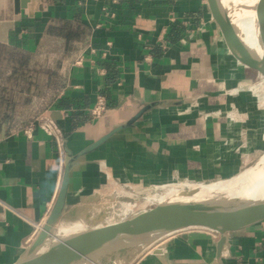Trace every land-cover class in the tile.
<instances>
[{
	"label": "crops",
	"instance_id": "1",
	"mask_svg": "<svg viewBox=\"0 0 264 264\" xmlns=\"http://www.w3.org/2000/svg\"><path fill=\"white\" fill-rule=\"evenodd\" d=\"M221 1L237 35L261 56L246 0ZM24 17L41 28L30 42L18 38L27 49L48 36V25L69 20L86 26L74 50L83 53V62L65 69L62 94L42 109L59 124L73 154L149 106L79 158L66 207L111 181L161 168L202 181L230 177L263 145L256 138L259 119L241 120L246 110L238 104L251 70L229 52L206 0H41L34 16L23 11ZM14 30L7 45L14 44ZM98 95L107 107L92 118L89 108ZM248 138L252 151L243 154L241 142ZM67 159L41 128L28 137L0 125V264H12L27 249L56 198ZM217 238L189 228L160 240L159 256L150 250L134 264H264V224L230 233L219 255Z\"/></svg>",
	"mask_w": 264,
	"mask_h": 264
},
{
	"label": "water",
	"instance_id": "2",
	"mask_svg": "<svg viewBox=\"0 0 264 264\" xmlns=\"http://www.w3.org/2000/svg\"><path fill=\"white\" fill-rule=\"evenodd\" d=\"M40 2L41 0H0V43L8 44L10 32L21 20L22 12L26 11L27 16L33 17ZM206 5L232 56L264 80V57L260 58L253 46L236 34L219 0H206ZM253 17V33L264 31V0L257 1ZM148 108L149 106L142 108L126 124L113 128L76 154L64 144L68 159L45 224L24 253L12 264H75L104 250L130 243L147 244L156 233L169 235L181 233L187 228H204L217 233L216 250L219 255L230 233L264 224V207L258 203L234 202L223 196L166 200L134 214L64 234L45 250L34 254L44 232L48 231L65 211L70 173L79 158L99 147L120 128L131 125ZM97 196L98 193L88 195L86 200L95 199ZM1 211L0 206V220L3 219ZM161 252V248H156L152 253L159 256Z\"/></svg>",
	"mask_w": 264,
	"mask_h": 264
},
{
	"label": "rangeland",
	"instance_id": "3",
	"mask_svg": "<svg viewBox=\"0 0 264 264\" xmlns=\"http://www.w3.org/2000/svg\"><path fill=\"white\" fill-rule=\"evenodd\" d=\"M251 16L254 20L252 12ZM52 25L63 26L60 22ZM40 29L24 17L16 23L14 33H12L14 44L10 45L23 50V55L0 48V125L8 124L11 130H21L42 113L45 103L54 97L57 90L61 89L64 71L69 68L68 60H72L77 52L74 50L66 51L64 45L59 43L56 38L53 39L54 36L49 37L50 35L39 39L33 48L19 47L18 38L20 36L21 41L26 39L30 42L33 39V31L37 32ZM250 78V81L240 91L243 95L238 100L239 108L246 110L240 115L241 120L248 119V115L251 118L259 119L260 129L256 138L259 137L263 145L252 151V145L249 142H252L251 139L248 138L247 142H241L240 151L243 154L252 151V155H249V159L243 161L244 163L242 162L238 172L232 175L234 177L249 172L250 168L257 166L258 161L264 155V103L262 104L260 101L264 98V82L262 83V78L252 70ZM229 115L236 119L239 114L231 111ZM224 178L229 177L219 176L213 180L202 181L184 176L179 172L169 173V171H163L161 168L149 174H142L141 172L134 176L124 177L122 180L111 181L102 191L98 192L97 198L76 200L71 206L66 207L62 217L58 220L56 230L53 232L56 233L55 236L59 237L84 229L91 224L109 222L157 204L155 198L169 188L182 189L183 192L194 186H214L215 184L211 183ZM78 222H84L83 224L87 225L80 228L76 226ZM40 225L35 228L27 248L40 232ZM53 240L54 238L44 246L43 250ZM158 243L160 241L154 242V245L157 246ZM144 253L146 250L138 253L129 264H134ZM96 262L97 264H108L109 258L102 257ZM113 264H122V259L117 257Z\"/></svg>",
	"mask_w": 264,
	"mask_h": 264
},
{
	"label": "bare ground",
	"instance_id": "4",
	"mask_svg": "<svg viewBox=\"0 0 264 264\" xmlns=\"http://www.w3.org/2000/svg\"><path fill=\"white\" fill-rule=\"evenodd\" d=\"M243 5L244 2L243 0H239ZM258 0H246L248 6L250 7L252 13L253 9L256 5ZM220 5L225 11V14L228 17V12L226 8L224 7L223 3L221 0H219ZM251 18V25L253 27L254 20L252 19V16L250 15ZM229 19V17H228ZM230 20V19H229ZM231 24V22H230ZM232 26V24H231ZM233 30L235 31L234 27L232 26ZM236 32V31H235ZM237 34V33H236ZM259 40L261 41L262 44V54L261 56L258 55L260 58L264 57V31L261 30L260 32L255 33ZM224 178V179H219L211 184H215L214 186H194L191 189H187L182 192V189L178 188H169L167 189L164 193L159 195L158 197L155 198L156 202H163L166 200H174V199H190V198H203V197H213L217 195H223L224 198L227 200H231L234 202H242V203H258L261 206L264 207V155L260 158L258 161L257 166L254 168H250V171L241 175H237L233 178ZM233 178V179H232ZM185 185V184H184ZM190 185V184H189ZM202 185V184H201ZM134 214V213H131ZM47 217V216H46ZM44 219L43 223L40 225V229L44 226L45 224ZM84 223V222H83ZM81 222L77 223V227L83 228L87 224H83ZM97 224V223H96ZM58 225V220L52 224L51 228L44 232V235L39 242L36 251L34 254L40 253L43 251L44 246L52 239L54 238L57 239L59 237L55 236L56 233L53 231L56 230ZM68 225V224H66ZM94 225V224H91ZM91 225H88L91 226ZM189 229V228H187ZM185 229V230H187ZM184 231V230H183ZM181 231V232H183ZM174 234V233H172ZM170 235V234H169ZM168 234L166 235H160L159 233L153 234L151 236V241L147 244H137V243H130L129 245H124L122 247H117L113 248L110 250H104L99 253L93 254L87 258H83L76 262L75 264H97L98 259H102V257H108L109 262L108 264H113L116 258H121L122 259V264H129V262L140 252H143L146 250V252H153L156 248L160 247H151L154 242L156 243L157 241L159 242L160 240L164 239ZM53 240V241H54ZM52 243V242H51ZM50 243V244H51ZM49 244V245H50Z\"/></svg>",
	"mask_w": 264,
	"mask_h": 264
},
{
	"label": "built area",
	"instance_id": "5",
	"mask_svg": "<svg viewBox=\"0 0 264 264\" xmlns=\"http://www.w3.org/2000/svg\"><path fill=\"white\" fill-rule=\"evenodd\" d=\"M90 50L94 51L93 48H91ZM102 55L104 56L105 52H103ZM83 60H84L83 53L81 51L76 52L74 54L73 59L68 60L69 67L78 66L83 62ZM60 94H62V89L57 90V93L54 94V97L59 96ZM106 107H107L106 98L104 97V95H98L93 105L89 108V114L91 115L92 118H99L106 110ZM37 127L41 128L46 134L54 138L58 150L62 154L64 152V137L59 124L55 120L40 113L32 123L23 127L21 130L28 137H31V134ZM211 232L217 235V233L213 231Z\"/></svg>",
	"mask_w": 264,
	"mask_h": 264
},
{
	"label": "trees",
	"instance_id": "6",
	"mask_svg": "<svg viewBox=\"0 0 264 264\" xmlns=\"http://www.w3.org/2000/svg\"><path fill=\"white\" fill-rule=\"evenodd\" d=\"M59 22L60 24L62 23L63 26L49 25L47 34L63 39V45L66 51L75 50L76 43L86 34V26L79 21L71 22L69 20H61ZM0 48L5 50L8 49L9 52L18 53V55H23L24 53L23 50L7 44L0 43Z\"/></svg>",
	"mask_w": 264,
	"mask_h": 264
}]
</instances>
